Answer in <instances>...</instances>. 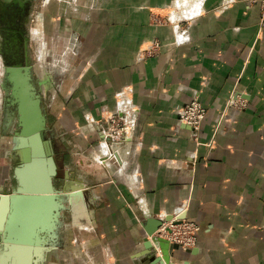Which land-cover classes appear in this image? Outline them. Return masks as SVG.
<instances>
[{"label": "crops", "instance_id": "0c3cea01", "mask_svg": "<svg viewBox=\"0 0 264 264\" xmlns=\"http://www.w3.org/2000/svg\"><path fill=\"white\" fill-rule=\"evenodd\" d=\"M46 4L55 34L63 27L79 35L63 49L81 57L63 101L68 127H81L76 141L87 154L113 156L111 175L83 184L88 216L79 228L94 241L96 260L149 264L147 219L184 214L200 226L198 242L174 250V264H264L262 0ZM232 96L246 107H228ZM194 98L207 110L198 133L179 120ZM110 113L131 125L111 149L101 139ZM67 245L49 255L75 264Z\"/></svg>", "mask_w": 264, "mask_h": 264}, {"label": "water", "instance_id": "95a60500", "mask_svg": "<svg viewBox=\"0 0 264 264\" xmlns=\"http://www.w3.org/2000/svg\"><path fill=\"white\" fill-rule=\"evenodd\" d=\"M3 1L6 12L15 18L25 15L34 0ZM5 66L3 87L8 95L3 99L2 114L7 121L8 115L17 119L12 148L19 163L13 171L16 187L0 191V251L8 255L0 264H40L45 253L56 249L62 211L68 208L66 202L70 204L75 190L69 189L68 184L62 189L55 184L59 166L54 141L48 135V112L35 66L28 57L14 58ZM104 138L107 143L111 139ZM86 188H81L83 193ZM174 218L168 215L147 219L143 254L149 264H174L172 257L179 245L158 234L165 220ZM184 218V214L178 215L175 223Z\"/></svg>", "mask_w": 264, "mask_h": 264}, {"label": "rangeland", "instance_id": "374dc122", "mask_svg": "<svg viewBox=\"0 0 264 264\" xmlns=\"http://www.w3.org/2000/svg\"><path fill=\"white\" fill-rule=\"evenodd\" d=\"M262 1L264 3V0ZM55 4L58 5L57 2H55ZM40 14L43 15V23L41 26L42 37L39 44L38 39H36L34 36L37 18L39 19ZM26 15L28 16V22L25 25V29L29 38H27V47L25 45V51L21 42L19 45L21 46L20 51L17 53V55H15V57L14 55L10 54L9 50L5 52L3 49L5 46L4 40L2 38V33H0V111L3 106V99L6 97V95H8V92L3 87L5 78V64L12 62L14 58L25 59L28 57L30 62L35 66L34 69L37 78L42 81L41 87L44 92V105L48 112L49 128L50 130H52L51 128L55 129L54 149L57 153L56 159L58 166L60 167L59 176L57 178H59L58 180L63 179V173L65 169L63 162L64 159H66L68 161L71 160V165H67L73 176L71 177L72 179H70L76 180L70 181L68 178L67 181H63V184H61L60 187L57 186V188H64L65 183H69L70 189L72 190H77V187H83V184L85 183L88 186H94L98 183L97 177L101 172L104 171L106 175H111V170L108 165H111L110 163L112 162V151L108 150L106 154H103V157L102 155L96 157V155L90 151L88 152L89 154H87L83 147L80 146V143H77L76 141V138H79L81 127H78L77 124L74 129L68 127L70 125V121L69 117L65 115V110L67 111V108L65 105L63 106L65 97L68 95V92L73 87V84H75L80 76L81 62V57L78 55H72V51L69 52L68 57H64L63 49L65 43L68 41L71 42L74 36L79 38V35L70 31L68 28L64 30L63 27L60 29L59 33H54V24L48 13L46 0H34L31 6L27 8ZM66 60L68 61L67 70L61 71V66L66 65L64 64ZM53 63L55 66L58 64L57 67H53ZM58 95L60 98L56 97ZM109 115H114V121L109 120L107 115L101 120V123L105 125V135L106 133L109 134L105 137L111 138L108 143L106 142L111 149L112 142H116L117 139L121 138L124 132V125L127 122H124L121 117L117 116L115 113H110ZM7 117L8 121L4 117V114H2L0 117V132L2 133H0V188L2 189L0 191H11L17 185L15 178L13 177V171L14 167L19 163V157L15 154L12 148L14 145L13 134L16 129L17 119L15 116L10 118L8 115ZM84 117L86 118V115ZM84 120L79 124L84 125ZM118 122L121 132L112 130V124H117ZM119 132L120 138L116 136L119 134ZM49 134L50 133L48 131V135ZM101 139L102 141H105L104 136H102ZM94 148V152L96 151V153H98L97 150H99V146L97 147V145H95ZM57 178L55 179V183ZM88 194L89 190H85V206L86 204L88 205ZM66 205L68 208L62 211L61 223L57 228V237L54 242L55 245H57L58 248L63 249L64 244H68L67 249L72 252V255L75 259V264H102L96 260L95 250L91 248L94 241L89 235H86V230H81L79 225L76 223L75 224L78 226L74 225L73 222L75 221H73L72 218L70 204L66 202ZM83 228L91 229L89 224H83ZM43 259L44 261H42L40 264H67V262L65 263L54 255H49L48 253H45Z\"/></svg>", "mask_w": 264, "mask_h": 264}, {"label": "built area", "instance_id": "2783aa9c", "mask_svg": "<svg viewBox=\"0 0 264 264\" xmlns=\"http://www.w3.org/2000/svg\"><path fill=\"white\" fill-rule=\"evenodd\" d=\"M155 43H156L155 46L160 45L158 41ZM227 105L228 107L230 106L235 109H242L246 107L247 101L244 99H240L238 97L232 96L229 98ZM206 111H207L206 107L201 102V100L198 98H194L193 100H191L189 103H187L180 109L179 120L180 122L190 126V128L195 133H198V131H200L201 129V125L206 116ZM108 118L109 120L114 121L113 119L114 115H111V116L108 115ZM119 122L117 124H112L113 131L115 130L120 131ZM130 126L128 125V123H126L124 125V131L126 129H129ZM120 132L118 135H116L119 138H120ZM106 135H109V134L106 133ZM176 219L177 217H175L173 220L165 221L163 225L159 228L158 234L168 238L172 243L178 244L179 247H181L182 249H190L194 247L195 245H197L200 226L196 222L186 219V218L182 219L178 223H175ZM164 229H165L166 234H162V230L164 231Z\"/></svg>", "mask_w": 264, "mask_h": 264}, {"label": "flooded vegetation", "instance_id": "af4514ba", "mask_svg": "<svg viewBox=\"0 0 264 264\" xmlns=\"http://www.w3.org/2000/svg\"><path fill=\"white\" fill-rule=\"evenodd\" d=\"M27 22H28V16L26 14L21 15L20 17L18 14V17L16 15L14 18V16L11 15V13L6 12L4 1L0 0V33H2V38L4 40V45H5L3 49L5 50V52L9 50L10 54L14 55V57L20 51L21 46L19 45L21 42H22V45H23L22 47L24 48V51H25V45L27 47V38H29L28 35L26 34V29H25V25ZM0 62H1V59H0ZM57 98H60V96H58ZM49 121H50V116H49ZM51 129L53 131L50 130L49 128V133H50L49 136L54 141L55 129L54 128H51ZM70 161L64 159L63 164H64L65 169L63 173L64 174L63 179L58 180L59 178H57V181L55 183L56 186L60 187V185L63 184V181L65 182L68 180V178L70 179L71 177H73L72 172L68 167L71 165ZM66 172H68V174ZM65 184H64V187H65Z\"/></svg>", "mask_w": 264, "mask_h": 264}, {"label": "bare ground", "instance_id": "6f19581e", "mask_svg": "<svg viewBox=\"0 0 264 264\" xmlns=\"http://www.w3.org/2000/svg\"><path fill=\"white\" fill-rule=\"evenodd\" d=\"M41 26H42V19H41V17H39V19L37 18L36 31H35V36H34L36 39H38V41H39L38 43L39 44H40L41 37H42V35H41ZM105 150H107V149H105ZM68 186H69V183H68ZM77 188H76L77 190H75L74 194L70 198V201L69 202H70V205H71L72 214L74 215L73 221H75V222H73V223L74 224L76 223V224L79 225L80 223L82 224L81 217L82 216H85V215L88 216V215H87V211H85L86 210L85 204L81 201L82 200V197L84 196V193L81 190L82 187H77ZM1 218H0V220H1ZM162 232H163V234H166L165 229H164V231L162 230ZM158 251H159V253L161 252L160 249H158ZM7 257H8L7 253H5L3 251L0 252V261L1 262L5 261Z\"/></svg>", "mask_w": 264, "mask_h": 264}]
</instances>
